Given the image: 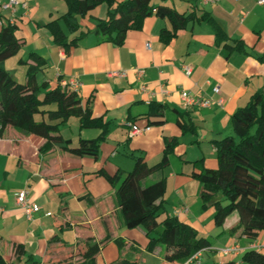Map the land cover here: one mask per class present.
<instances>
[{
    "label": "crops",
    "instance_id": "1",
    "mask_svg": "<svg viewBox=\"0 0 264 264\" xmlns=\"http://www.w3.org/2000/svg\"><path fill=\"white\" fill-rule=\"evenodd\" d=\"M16 1L13 14L0 9V29L6 24L14 26L20 42L18 52L4 61L5 70L21 83L27 66L20 62L26 61L29 54H37L45 62L37 82L63 87V83L76 80L81 105L93 117L108 123V133L96 157H74L58 147L39 154L43 139L2 128L0 258L5 263L82 264L85 252L97 245L94 264L122 260L188 264L185 247L157 245L152 251L146 249V231L124 225L117 205V187L107 180L118 172L122 177L131 172L135 157H143L150 167L156 165L167 138L178 140L168 157V166L145 184L164 178V209L159 220L176 217L208 242L199 260L189 264H244L241 257L249 247L264 246V235L250 243L239 231L232 233L238 223L236 214L215 227L214 210L202 209L200 184L192 178L193 172L217 167L213 142L231 135L232 114L264 88V63L257 59L264 57V4L259 0H220L215 4L152 0L154 6L163 4L197 18L210 14L229 44L243 43L244 53H229L222 44L215 45L214 31L204 22L189 24L164 45L160 32L170 31L171 25L167 19L151 16L141 29L127 32L122 46H116L93 33V21L106 18L104 5L78 18L79 30L71 35L60 20L66 13L63 1ZM54 20L68 40L84 33L67 51L55 45L44 28ZM184 67L190 70L189 75ZM215 86L220 90L218 96L212 93ZM184 92L215 102L222 100L223 104L191 108L181 99ZM150 104L163 107L162 118L147 116ZM46 108L55 109L53 105ZM41 119L45 117L35 116L36 121ZM159 121L162 123H153ZM177 121L194 132L182 134ZM133 128L140 132L134 133ZM58 134L76 147L79 140L97 138L100 130L81 129L78 119L70 118L59 127ZM195 162L201 164L193 166ZM23 190L39 207L31 220H26L16 204ZM222 249L230 251L224 254Z\"/></svg>",
    "mask_w": 264,
    "mask_h": 264
},
{
    "label": "trees",
    "instance_id": "2",
    "mask_svg": "<svg viewBox=\"0 0 264 264\" xmlns=\"http://www.w3.org/2000/svg\"><path fill=\"white\" fill-rule=\"evenodd\" d=\"M66 5V13L61 17L69 34L79 30L78 18H83L98 6H106V18L93 21V33L104 42L122 46L126 34L139 30L144 20L154 16L167 19L171 30H162L161 43L167 45L177 34L194 22H204L214 31L215 45H223L227 52L244 53L241 41H232L208 13L197 18L193 13L185 15L163 4L154 6L152 0H61ZM166 1V0H161ZM55 45L67 51L75 46L84 35L79 33L68 40L58 21L44 26ZM20 48L15 27L3 25L0 29V134L3 127H10L25 135H35L44 140L38 149L39 154L53 147L74 157H96L99 145L108 133V123L92 116L91 111L81 105L76 92L56 84L37 82L36 76L45 68V62L37 54H29L26 61L24 81L17 82L4 68V61L14 56ZM264 63V57L257 58ZM31 61L33 64H27ZM54 106L51 110L46 107ZM163 107L150 104L148 117L162 118ZM35 116L45 120H35ZM70 118H77L81 129H99L100 134L92 140H79L76 147L63 140L58 134L60 126ZM153 123H162L153 122ZM181 133L194 132L176 122ZM232 134L213 142L217 167L214 170L202 169L193 172L192 178L200 184L199 198L202 209L212 208L213 224L221 227L225 219L232 214L238 218L232 233L239 231L240 236L252 243L264 233V88L253 93L247 105L237 109L230 117ZM177 138L164 140L161 160L154 166H148L143 157L134 158L131 172L122 177L120 172L108 177V182L117 187L116 198L119 215L128 229L142 228L146 231L148 244L152 251L157 245L185 247V259L196 252L209 247L195 229L176 217L159 220L164 209L165 179L146 185L145 181L154 174L161 173L168 166V157L177 146ZM201 162L193 163L199 166ZM121 245V243H118ZM19 248L16 253H18ZM98 246L93 245L83 255L82 264H94ZM241 261L244 264H264V251L247 249ZM0 264L5 263L0 258ZM116 264H137L126 260Z\"/></svg>",
    "mask_w": 264,
    "mask_h": 264
},
{
    "label": "built area",
    "instance_id": "3",
    "mask_svg": "<svg viewBox=\"0 0 264 264\" xmlns=\"http://www.w3.org/2000/svg\"><path fill=\"white\" fill-rule=\"evenodd\" d=\"M220 0H202L204 4H215L219 2ZM259 4H264V0H259ZM18 5V2L16 0H7L6 2H2L0 0V9L4 11H9L11 14L14 13L15 7ZM24 9H26V4L21 5ZM148 47V45H147ZM184 71L186 75H189L190 70L187 67H184ZM120 75V74H119ZM123 75V74H122ZM63 87L68 88L70 91L76 92L77 89L79 88V83L76 80H70L68 83H63ZM212 93L214 96H218L220 93V90L217 86L212 88ZM181 99L185 103L186 106L191 107V108H198V109H208L210 108L213 104H216L217 106H221L223 104L222 100H217L216 102L213 101L210 98H204L203 96H191L188 93H182L181 94ZM134 133H139L140 130L133 128ZM16 204L17 206L22 210L24 217L26 220H31L35 213L39 211V207L32 203L28 197H27V192L25 190L21 191L17 197H16ZM46 216H49V214H46ZM248 249H256L259 251H264V246H259V245H253L251 248L249 247ZM205 250V249H204ZM203 250L196 252L194 255H192L187 263H192L196 262L199 260V257L201 255ZM230 250L229 249H222L220 250L221 253H228Z\"/></svg>",
    "mask_w": 264,
    "mask_h": 264
},
{
    "label": "rangeland",
    "instance_id": "4",
    "mask_svg": "<svg viewBox=\"0 0 264 264\" xmlns=\"http://www.w3.org/2000/svg\"><path fill=\"white\" fill-rule=\"evenodd\" d=\"M17 132H18V131H17ZM231 134H232V132H231ZM262 235H264V233H262L260 236H262ZM260 236H259V237H260Z\"/></svg>",
    "mask_w": 264,
    "mask_h": 264
}]
</instances>
